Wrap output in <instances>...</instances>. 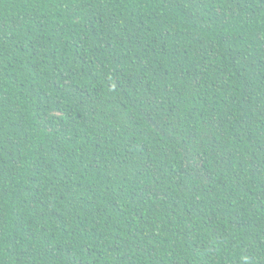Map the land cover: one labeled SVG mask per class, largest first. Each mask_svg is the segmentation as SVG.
<instances>
[{"label":"trees","instance_id":"trees-1","mask_svg":"<svg viewBox=\"0 0 264 264\" xmlns=\"http://www.w3.org/2000/svg\"><path fill=\"white\" fill-rule=\"evenodd\" d=\"M0 264H264V0H0Z\"/></svg>","mask_w":264,"mask_h":264}]
</instances>
